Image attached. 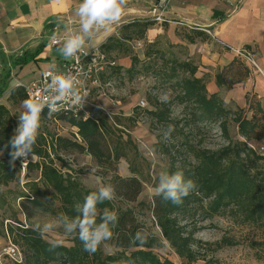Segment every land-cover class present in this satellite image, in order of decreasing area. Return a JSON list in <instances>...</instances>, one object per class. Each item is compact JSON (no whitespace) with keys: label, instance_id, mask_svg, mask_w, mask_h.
<instances>
[{"label":"trees","instance_id":"1","mask_svg":"<svg viewBox=\"0 0 264 264\" xmlns=\"http://www.w3.org/2000/svg\"><path fill=\"white\" fill-rule=\"evenodd\" d=\"M152 22L149 19L130 21L121 27L120 35L109 36L99 46L111 59L114 52L131 59L129 67L114 65L109 68L110 73L126 71L132 75L142 59L131 51L126 41L143 38ZM190 37H187L189 41L192 40ZM153 42L148 43L143 58L149 59L153 53H159L163 58L162 52L152 47ZM34 56L25 53L15 63L25 64ZM163 64L164 69H155L153 76L160 78L167 90L175 92L173 98L178 105L184 108L191 106L193 123L217 124L221 134L227 138V143L217 149L198 147L187 139L174 141L181 133V130L178 131L181 121L172 117L171 105L154 99L150 102L151 107L142 109V113L150 119L151 128L162 127L166 133L169 128L172 129L170 135L157 145V149L169 158L163 173L182 172L186 180L194 181L195 189L179 205L158 196H152L149 202L140 200L143 180L139 168L129 162L127 175L116 172L122 158L127 162L129 160L128 144L131 141L128 136L124 139L123 131L114 126V118L101 111L84 120L55 113V118L68 123L75 128V132L71 136L57 134L49 137L38 133L31 154L35 160L31 158L28 162L22 178L23 189L17 199L30 200L37 209L55 217L77 216L75 205L83 203L84 197L97 188L82 185L77 173L63 157L65 153L74 151L89 154L97 167L114 171L108 183L114 186L116 199L97 206V223L105 208L118 216L112 229L113 236L106 241L114 251L104 253L100 247L94 254H89L84 251L78 234L71 235V245L62 244L50 250L49 241L34 227L14 219L15 225L0 226V231L12 235L13 241L21 247L24 254L21 264H174L155 252L164 242L189 264L199 259L201 241L194 237L198 218L226 213L242 224L262 231L263 238L252 241V245L253 248L264 249V149L259 150L260 146L264 148V99L247 96L246 108L226 107L218 92H207L206 79L196 75L198 66L192 60L166 59ZM248 75V67L235 57L216 73L215 81L218 87L227 89L245 81ZM9 76L10 69L0 56V97L7 87ZM25 99L22 86L11 90L9 100L13 104ZM134 108L140 109L139 106ZM47 113L43 111L41 115ZM134 116L129 119L137 122ZM12 120L10 110L0 103V186L20 180L17 159L13 160L10 155L9 140L14 135ZM231 122L236 125V137L230 134ZM157 137L162 138L161 134ZM181 153L184 156L178 159ZM186 155H190L193 161ZM57 160L61 165L65 162L66 167L58 165ZM31 172H36L37 176L30 178ZM146 213L151 215L157 231L138 221L137 215ZM224 240L221 239L216 246L220 248ZM206 245L211 247V243Z\"/></svg>","mask_w":264,"mask_h":264},{"label":"crops","instance_id":"2","mask_svg":"<svg viewBox=\"0 0 264 264\" xmlns=\"http://www.w3.org/2000/svg\"><path fill=\"white\" fill-rule=\"evenodd\" d=\"M81 2L82 0H0V56L10 69L7 87L0 97V103L11 113H15L22 104V101L13 104L9 100L10 92L16 85L37 78L45 69L61 67L65 60L60 51L63 41L80 31L75 10ZM151 4L152 0H127L121 20L109 30L96 33L84 47H99L109 36L119 35L121 27L130 21L150 20L148 8ZM164 15L168 21H153L141 39L153 42L161 34H165L171 43L183 44L187 48L186 56L196 61V75L206 79L207 92H218L226 107L246 108L247 96L254 95L260 100L264 99V0H168ZM188 35L192 40L189 41ZM54 38L63 41L52 45L51 40ZM134 41L136 39L126 42ZM230 47L253 51L263 74L249 69L245 81L227 89L218 87L216 73L235 58ZM25 53L35 56L25 64L15 63ZM112 59L116 65L123 67L131 64L129 56L116 52L112 53ZM98 97L95 101L92 98L93 107L107 111L105 105L108 104H99ZM116 104H119L117 100L111 101L112 106H117ZM136 123L130 133H136L139 137L143 135L144 126L138 121ZM12 130L14 132V127ZM86 156L91 158L89 154ZM119 164L121 166L118 170L124 173L118 174L127 175L128 164L124 160H120ZM1 247L0 245V249Z\"/></svg>","mask_w":264,"mask_h":264},{"label":"rangeland","instance_id":"3","mask_svg":"<svg viewBox=\"0 0 264 264\" xmlns=\"http://www.w3.org/2000/svg\"><path fill=\"white\" fill-rule=\"evenodd\" d=\"M118 34H115V36ZM120 35V33H119ZM142 42V47L134 49L131 43L126 44L131 48L133 53L140 54L142 59L140 64L136 65L132 75L126 71L120 73H110V69L100 75V85L95 87L92 91L91 98L95 101V98L100 95L99 104H102L106 110L112 115L115 121V127L123 131V138L130 139L128 144V162L122 158L121 160L127 164L132 162L139 170L143 180L142 191L139 199L145 202H149L151 197L148 194L150 187H155L158 183V178L164 169L168 166L169 158L167 155L162 154L157 145L160 140L166 139V132L162 127L153 129L150 126V119L142 113V109L151 107V100L159 99V101L166 102L171 105L173 111L172 117L179 119V130L181 133L177 136L178 139H187L198 147H206L209 149H217L227 143L225 138L219 131L218 125L214 123H193L191 120L192 108L186 105L185 108L178 105L174 100L175 94L172 90H167L164 85L161 84L160 78L154 77L153 72L155 69H164V60L166 59H190L194 63V58L186 56L187 48L183 44L171 43L169 38L165 34H161L153 42V48L159 50L163 54L153 53L149 59L143 58V52L145 51L149 42L139 38ZM163 66V68H161ZM125 67V66H124ZM169 66L167 65L166 68ZM126 68V67H125ZM92 100V101H93ZM118 101L117 106H112L111 101ZM144 100L145 106L140 109H135L138 106V102ZM17 108V107H16ZM93 113L103 112V110L96 109L93 106H89ZM110 110V111H109ZM23 111L22 104L18 106L15 113H12V127L15 130L18 127V117ZM115 112L116 114H114ZM129 113V114H128ZM128 114V115H127ZM136 117V120L144 126L142 136H136V133H130L137 123L129 119L131 116ZM230 134L236 137V125L231 122L229 125ZM75 132V128L71 127L68 123L55 118L54 114L41 115V127L39 133L45 136H55L57 134L71 136ZM140 132V131H139ZM161 134L162 138L157 136ZM138 137V138H137ZM165 142V141H164ZM182 152V151H181ZM87 153L70 152L64 154V160L72 168L73 172L77 173V177L82 185L89 188H98V185L93 179L89 178L91 171L90 167H96L98 169L97 175L104 178V182L108 183V179L114 174V171H107L97 167L94 160L87 158ZM182 153L178 159L183 158ZM187 158L193 161V158L186 155ZM31 158H35L32 156ZM71 161V163L69 162ZM61 167H66L65 162H58ZM120 163V162H119ZM117 164L119 168L121 165ZM116 172L124 173L116 169ZM36 172L30 173V178H35ZM23 189V183L21 181H15L8 184V186H0V226L6 228L8 224H14V219L20 221L24 225L34 227L37 223L43 224L48 221H54L55 216L47 214L37 209L30 200L17 199V196ZM19 193V194H18ZM134 205V204H130ZM202 215V214H201ZM139 222L145 223L153 231H157L154 225L153 219L150 214L137 215ZM45 240L50 241L52 239H58L63 241V245H71V236H65L62 228H57L53 233L42 236ZM194 237L201 241L199 248V259L189 264H264V249L253 248L252 241L263 238V232L259 231L256 227L247 224H242L234 216L226 213L224 215H215L210 218H202L200 216L197 220ZM223 241V245L219 248L216 246L217 242ZM13 241V236L9 233H2L0 231V245H4L6 241ZM232 242L233 244H227ZM206 243H211L209 248ZM18 246V245H17ZM21 250V247L18 246ZM104 253H113V248L107 245L105 242L101 246ZM155 252L160 257L170 259L174 264H188L185 260L180 258L168 245L164 242L162 247L155 249ZM50 264H62L60 262H53ZM108 264V263H105ZM113 264V263H111Z\"/></svg>","mask_w":264,"mask_h":264},{"label":"clouds","instance_id":"4","mask_svg":"<svg viewBox=\"0 0 264 264\" xmlns=\"http://www.w3.org/2000/svg\"><path fill=\"white\" fill-rule=\"evenodd\" d=\"M127 0H82L75 10L78 17L80 31L66 38L60 51L65 59H70L84 48L87 41L91 40L101 30L107 31L112 25L117 24L124 15ZM50 80L44 89L42 97L27 98L22 101L23 111L20 113L18 127L15 134L10 138V155L13 160L26 158L33 154L41 127V114L45 108L51 115L58 111V106L68 100L73 105L84 104L86 93L83 95L76 85L79 83L71 76L62 74H49ZM21 85H16L18 87ZM51 93V94H49ZM172 129L165 134L166 138ZM71 163V161H69ZM89 178L98 185L96 191L84 197L83 203L75 205L77 216L69 218L60 215L54 221L43 224L37 223L34 230L41 236L53 233L57 228L63 229L65 236L78 234L83 244L84 251L94 254L106 241L113 236L112 229L116 226L118 216L115 212L105 208L100 214V222L97 223L98 204L105 201H114L116 191L113 185L104 182V178L97 175L98 169L90 167ZM192 180H186L182 172L173 174L161 173L155 187L148 189V194L153 197H161L165 201H171L179 205L183 198L195 189ZM139 238V233L137 234ZM50 250L62 246L63 241L52 239L49 241Z\"/></svg>","mask_w":264,"mask_h":264},{"label":"built area","instance_id":"5","mask_svg":"<svg viewBox=\"0 0 264 264\" xmlns=\"http://www.w3.org/2000/svg\"><path fill=\"white\" fill-rule=\"evenodd\" d=\"M167 5L168 0H152V4L148 8L150 20L158 23L167 22L168 20L164 15ZM174 22L179 25L182 24L180 21ZM203 30L209 32L205 28H203ZM62 41L63 40L59 38H54L51 40V44H61ZM129 43H131L132 47L136 49L142 47V42L140 40ZM230 49L234 53L235 57L239 58L245 63L248 69L254 70L259 74H263V71L258 65L253 51L247 48L236 47H230ZM114 65H116L115 60L109 58V56L101 51L99 47H84L77 53L76 56L70 59H65L62 62L61 67L45 69L37 78L18 85H21L24 89L26 98L42 97L44 95L45 86L50 80L49 74H62L71 76L74 80L79 82L76 87L81 92V94H87L84 104L73 105L70 101L66 100L58 106V111L55 113H65L71 115L74 118H81L84 120L90 118L93 115V112L89 106H93L91 98L92 90L101 84L99 79L100 75ZM138 106H145L144 100H140L138 102ZM43 111L48 112V109L45 108ZM105 113L108 117H112L108 111H105ZM263 149L264 148L262 146L259 147L260 151H263ZM31 157V154H29L26 158L17 159L21 183H23L22 178L26 172L27 165ZM30 197L32 198V196ZM23 261L24 254L17 245L12 243L10 240L6 241L5 244L2 245L0 249V264H21Z\"/></svg>","mask_w":264,"mask_h":264}]
</instances>
